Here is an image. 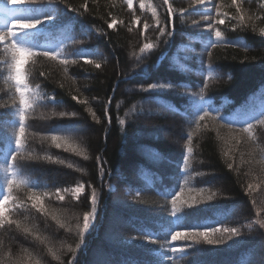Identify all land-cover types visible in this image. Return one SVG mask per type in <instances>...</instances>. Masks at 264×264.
I'll return each instance as SVG.
<instances>
[{
  "label": "trees",
  "instance_id": "16d2710c",
  "mask_svg": "<svg viewBox=\"0 0 264 264\" xmlns=\"http://www.w3.org/2000/svg\"><path fill=\"white\" fill-rule=\"evenodd\" d=\"M29 2L13 0L8 7ZM167 3L132 0L129 8L127 0H31L26 15L44 22L16 40L58 56H24L27 108L16 90L12 53L0 46V197H11L3 216L19 224L0 228V264H89L104 235L103 205L117 197L123 206L155 208L147 212L150 219L132 215L138 228L131 227L133 235L150 248L143 256L125 251L124 264H254L264 256V0H243V21L230 19L236 15L231 0H212L217 11L228 13L224 25L215 24L214 14L205 19L194 0ZM209 24L231 45L210 48ZM144 43L153 47L141 53ZM153 84L165 87L152 89ZM202 91L213 116L222 119L199 120ZM22 109L25 147L17 155ZM169 122L180 123L178 146L159 134L158 127ZM248 123L251 136L243 130ZM225 133L239 136L225 142ZM129 165L136 167L137 180L127 178ZM170 165L172 170L163 169ZM80 185L85 189L77 200L63 193ZM124 188H130L127 195ZM93 190L96 218L84 232ZM175 193L183 230L208 231V239L219 243L201 236L170 241L176 223L169 197ZM33 194L41 205L30 199ZM253 218L257 224L243 227ZM213 227L221 230L213 233ZM169 243L183 250L171 253Z\"/></svg>",
  "mask_w": 264,
  "mask_h": 264
},
{
  "label": "snow or ice",
  "instance_id": "6c2138e0",
  "mask_svg": "<svg viewBox=\"0 0 264 264\" xmlns=\"http://www.w3.org/2000/svg\"><path fill=\"white\" fill-rule=\"evenodd\" d=\"M13 0H0V24H3L4 27L2 30H0V46H3L7 49H10L12 53V69H13V79L16 82L17 86V91L20 93V103L27 108L29 106L28 101L24 98V91L21 88V85H23L24 88H27L26 84H23V72H22V64H23V59L25 55L28 56H43L47 57L50 60H56L58 53L54 51H48V50H41V51H35L30 47L21 45L17 42L16 37L18 35L24 34L25 32L37 29L38 26L44 22L42 19H34L32 16L26 15V13L29 11L31 7V0L29 4L27 5H15L13 7H8L9 4H12ZM165 3H167V0H165ZM243 0H231V6H233L236 10V15L232 16L230 19L231 20H239L243 21L244 16L242 14V6ZM127 6L129 8H132V0H127ZM194 7L197 11H200L203 9L204 11H201L200 14L205 17V19H210L213 14L215 15V24L216 25H224L225 21L229 19L228 13L226 12H220L217 11L216 8L217 6L212 3V0H194ZM140 8H144V4L141 2ZM84 10L87 11V4L84 5ZM168 13H169V24L172 28H174V24H172V7L171 5H168ZM153 15H156L155 10L153 11ZM48 19H51L49 17ZM117 21L113 20L110 24H108L109 28H114L116 25ZM198 23V22H197ZM12 24H19L18 28H12L10 25ZM135 24L139 25L140 24V19L137 17L135 19ZM159 28V20H157V25ZM150 27L148 23H144L143 29L144 31H147V29ZM200 27H204V25H200ZM207 30L211 32L214 35V40L211 41L209 44V47H216L218 44H225V45H231V41H227L225 39L224 33L219 29L214 27L212 24H209L207 26ZM129 31H132L131 28H129ZM262 36H264V30L261 31L260 33ZM161 35H164V30L161 29ZM233 46H239V45H233ZM153 45L151 43H144L143 46L140 48V52L144 53L146 51L151 50ZM209 56H211V52L208 53ZM75 62V61H73ZM60 63L63 65H67L69 63V60L67 58H63L60 60ZM96 67L99 68L100 65L97 63ZM43 76L44 74L41 73ZM170 86V85H169ZM165 85L162 84H153L151 85L152 89H157V88H164ZM204 87H207L205 84ZM147 91V89H145ZM54 99V98H53ZM72 99H76L75 96L72 97ZM111 103V101H109ZM198 104L200 105V112L202 114L199 115V120L203 121L205 117H212L213 119H222L220 116H213L210 104L211 100L206 99L203 91L201 94H199V99H198ZM6 107V106H5ZM89 111H91L89 109ZM61 115H66V113H61ZM74 115V113H73ZM20 117H21V123L19 124V136L15 140L16 143V151L17 155L20 154V150L25 147L24 144V133H25V125L23 123L24 120V111L23 109L20 112ZM93 118H95V114L93 113ZM109 122L110 118H109ZM120 123H123V121H120ZM261 123H264V120L261 121ZM199 127V125H197ZM253 127L252 123H248L247 127H244L243 130L249 132V135L251 136V128ZM57 139V137L53 136V140ZM188 144L189 147L187 148L188 154L192 153V138L189 136L188 138ZM57 147H60L59 144H57ZM13 161H15L16 157L13 156L11 157ZM83 187V185H80L76 188V191L79 192L80 189ZM64 191H68V189H64ZM202 191V190H201ZM11 197L9 195H4L3 197H0V228L5 227V222H7L8 225L16 224L17 227H19V224H17L16 221L14 220H8L6 217L2 215V210L4 207L8 204L9 200ZM30 199L37 201L38 199L33 194ZM60 200H63V196L59 197ZM171 201V210H170V215L171 217L175 218V223L176 227H173L169 231V236H170V241H177L180 239H185V240H195L198 236H203L208 244H216L219 243L218 240H213V239H208V231H201L199 229H188L187 231L183 230L182 222L180 219V212L181 209L177 206V202L180 199L179 194H174L169 197ZM211 199V197H209ZM97 197L95 190L92 191L91 195V211L84 215L83 217V231L87 232L90 227V219L94 220L95 219V214L97 212ZM37 204L33 203L32 207L36 208ZM189 207L192 205L189 204ZM221 229L218 227H213L211 228V231L213 233L219 232ZM225 232H230L233 235H239L238 229L236 228H225L223 229ZM82 239V237H81ZM151 242L155 243V240H152ZM184 246H177L175 244L169 243V251L171 253H177L178 251H182Z\"/></svg>",
  "mask_w": 264,
  "mask_h": 264
},
{
  "label": "rangeland",
  "instance_id": "374dc122",
  "mask_svg": "<svg viewBox=\"0 0 264 264\" xmlns=\"http://www.w3.org/2000/svg\"><path fill=\"white\" fill-rule=\"evenodd\" d=\"M77 128L79 129V131L81 133L82 132L86 133L88 130L85 126L81 125L80 123L77 125ZM179 128H180L179 122L178 123L175 122V123H171V124L169 122L168 124H163L160 127H158V131H159V134L161 135L163 140L174 143V145L178 146L177 142H180L179 141L180 132L178 131ZM224 135L226 136L224 138V141L227 142V141H229V139H235L233 137L236 134L225 133ZM236 136H239V135H236ZM236 138L239 139L241 137H236ZM163 169H168L169 171L172 170L171 165L169 168L167 166H165ZM163 169L161 168V171L164 174L165 172ZM124 171L128 173L127 178H130V180H132V179L137 180V178L135 177V176H137L136 167L133 168V166L129 165L128 167H126L124 169ZM77 187L78 186L66 188V189H68V191H64L63 193H65V194L73 197V199L77 200V198H79L83 194L84 189H85L84 187H82L80 189V191L77 192L76 191ZM129 189H125V188H124V190L121 189L122 195H127L128 191H130ZM111 190H113V189H111ZM60 195L62 196V192L60 193ZM136 196H134V197H136ZM116 197L117 196H115V199H116ZM37 199H38V204L41 205L42 199L41 198H37ZM118 199L119 198L117 197L115 203L113 202V204L111 206L103 205L104 214H105L104 217H106V216L108 217L106 220L105 228H104V235L98 240L97 244H95L92 255L89 257V264H124L122 262L124 259V257H123L124 255H122V254L127 255L125 253V251H133V253H135V254H137V252H138L139 254H141L143 256L144 250L150 248L149 247L150 242H148L147 240L146 241H142V240L138 241V240H136L138 238L133 235L134 232H133L132 228H137V227H133L135 220H134V218H132V215L133 216L137 215L139 217H141L140 215H142V216L146 217L147 219H150V218H152V216L147 215V212H149V214H150L151 211H153V209H155V208L149 207L148 209H141L142 207L139 208L137 206L138 204H135V203H134V205L124 204V206H123L119 202L120 200H118ZM135 200L136 199H133V201H135ZM137 210H139V211H137ZM139 213H141V214H139ZM3 214H4V209L2 210V215ZM255 214L258 215V213H255ZM134 217H136V216H134ZM95 218H96V214H95ZM130 218H132V219H130ZM135 219L137 220V218H135ZM257 223H258V219L253 218V219L246 221L244 223L243 227H245L246 229H249L251 225L257 224ZM90 225H91V223H90ZM136 225L139 226L140 224L137 223ZM262 234H264V233L262 232ZM201 238L203 240H205V238L203 236H201ZM126 245H130V247L128 249H126L125 247H128ZM254 264H264V256H262V252H261V254L258 255L257 262H255Z\"/></svg>",
  "mask_w": 264,
  "mask_h": 264
},
{
  "label": "bare ground",
  "instance_id": "6f19581e",
  "mask_svg": "<svg viewBox=\"0 0 264 264\" xmlns=\"http://www.w3.org/2000/svg\"><path fill=\"white\" fill-rule=\"evenodd\" d=\"M130 219H132V218H130Z\"/></svg>",
  "mask_w": 264,
  "mask_h": 264
}]
</instances>
